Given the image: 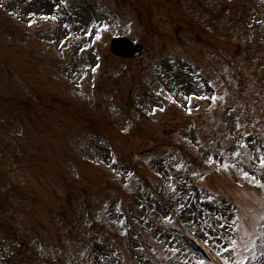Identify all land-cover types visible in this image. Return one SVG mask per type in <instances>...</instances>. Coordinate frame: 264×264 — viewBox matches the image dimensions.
Instances as JSON below:
<instances>
[{
  "label": "rangeland",
  "instance_id": "1",
  "mask_svg": "<svg viewBox=\"0 0 264 264\" xmlns=\"http://www.w3.org/2000/svg\"><path fill=\"white\" fill-rule=\"evenodd\" d=\"M41 1L0 0V264H264V0Z\"/></svg>",
  "mask_w": 264,
  "mask_h": 264
},
{
  "label": "water",
  "instance_id": "2",
  "mask_svg": "<svg viewBox=\"0 0 264 264\" xmlns=\"http://www.w3.org/2000/svg\"><path fill=\"white\" fill-rule=\"evenodd\" d=\"M111 50L119 56L128 58L141 57L147 54L142 46H134L127 38H116L111 45ZM210 105L211 101L208 99L202 102V107L205 109L209 108Z\"/></svg>",
  "mask_w": 264,
  "mask_h": 264
},
{
  "label": "snow or ice",
  "instance_id": "3",
  "mask_svg": "<svg viewBox=\"0 0 264 264\" xmlns=\"http://www.w3.org/2000/svg\"><path fill=\"white\" fill-rule=\"evenodd\" d=\"M53 18H55V17H53ZM29 23H33V22L29 21ZM105 27H107V25H105ZM189 112H191V109H189ZM236 155H239V153H236ZM259 161H260L261 166L264 167V156L260 157ZM225 167H229V166L225 165ZM232 167H234V165ZM243 177L245 179H250L254 184L259 185L260 187H264V180H257L256 176L253 175L252 173L248 172V171H244L243 172ZM209 198H211V197H209ZM166 219L170 220L171 217H166ZM220 219H221V221H224L223 223L220 224V227L224 228L225 224L227 223V221L225 220L223 215H221ZM239 219H240V216L237 215L233 222L235 223V221H238ZM235 230H238V229H235ZM231 231L232 230H229V234H230ZM221 239H223V238H221ZM236 247H237V245L235 244V241H233L232 239H229L227 246L223 247V251L224 252H228L231 249L233 252H235L236 251ZM225 264H237V262L229 260L227 257H225ZM238 264H247V257H244L241 260H239Z\"/></svg>",
  "mask_w": 264,
  "mask_h": 264
},
{
  "label": "bare ground",
  "instance_id": "4",
  "mask_svg": "<svg viewBox=\"0 0 264 264\" xmlns=\"http://www.w3.org/2000/svg\"><path fill=\"white\" fill-rule=\"evenodd\" d=\"M40 4H42V5L45 4L44 9H45V13H46V15H48V17H51V16L55 17L54 14H56V9H55V5L53 4L52 1L45 2L44 0H42ZM61 25H62V23L60 21H57V26H58L57 33H61V27H59Z\"/></svg>",
  "mask_w": 264,
  "mask_h": 264
},
{
  "label": "trees",
  "instance_id": "5",
  "mask_svg": "<svg viewBox=\"0 0 264 264\" xmlns=\"http://www.w3.org/2000/svg\"><path fill=\"white\" fill-rule=\"evenodd\" d=\"M258 54V53H257ZM260 57H264V55H262V54H260L259 55ZM137 170H138V168H137ZM232 174H233V171H232ZM245 187H247V184H243ZM179 231H180V233H184V234H186L185 233V229L181 226V225H179Z\"/></svg>",
  "mask_w": 264,
  "mask_h": 264
},
{
  "label": "flooded vegetation",
  "instance_id": "6",
  "mask_svg": "<svg viewBox=\"0 0 264 264\" xmlns=\"http://www.w3.org/2000/svg\"><path fill=\"white\" fill-rule=\"evenodd\" d=\"M79 16V15H78Z\"/></svg>",
  "mask_w": 264,
  "mask_h": 264
}]
</instances>
